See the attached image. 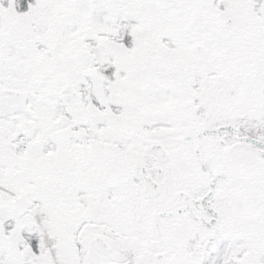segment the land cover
Masks as SVG:
<instances>
[{"label": "snow or ice", "instance_id": "obj_1", "mask_svg": "<svg viewBox=\"0 0 264 264\" xmlns=\"http://www.w3.org/2000/svg\"><path fill=\"white\" fill-rule=\"evenodd\" d=\"M0 264H264V0H0Z\"/></svg>", "mask_w": 264, "mask_h": 264}]
</instances>
